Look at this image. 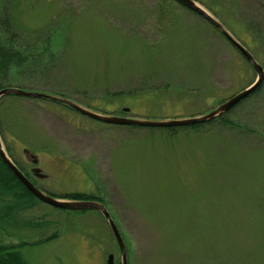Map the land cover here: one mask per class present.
I'll return each mask as SVG.
<instances>
[{"label":"rangeland","instance_id":"1","mask_svg":"<svg viewBox=\"0 0 264 264\" xmlns=\"http://www.w3.org/2000/svg\"><path fill=\"white\" fill-rule=\"evenodd\" d=\"M158 1L0 0V17L26 33L45 39L53 26L48 55L33 56L11 85L165 120L208 113L255 82L252 64L212 24L176 0L160 12ZM196 1L264 67V0ZM259 88L226 113L236 126L219 120L178 134L10 94L0 99V135L49 195L85 192L104 203L129 264H264ZM34 202L0 229L6 243L29 242L20 248L28 264H108L111 254L122 264L100 211Z\"/></svg>","mask_w":264,"mask_h":264},{"label":"trees","instance_id":"2","mask_svg":"<svg viewBox=\"0 0 264 264\" xmlns=\"http://www.w3.org/2000/svg\"><path fill=\"white\" fill-rule=\"evenodd\" d=\"M178 3L183 5L180 2ZM164 4H168L166 0H159L157 2L159 8V5L162 6L160 9L158 8L160 12L164 11ZM51 28H53V26L48 27V36L43 39L39 36L40 33L43 34L42 30H40V32L33 31L31 33L28 31L26 33L23 29L18 28L15 20H13L9 15L4 16V18L0 17V90L4 87L12 86V78L14 76H18V74L24 70L25 66L29 63L33 56L48 55V48L51 45L49 40L52 33ZM31 36L33 38L39 36L36 39L38 41L35 42L31 40L28 42L30 40L28 37ZM252 94H254V92ZM252 94L245 99H248ZM60 95L65 97L64 94ZM239 104L240 102L238 105ZM219 120L230 126L235 125V122L230 120L226 113H224L204 123L187 126L150 128L154 130L166 131L169 134H178L179 131L198 130L206 124L208 125ZM131 126L142 128V126L130 125V127ZM63 197L72 200H89L94 199L95 196L85 192H71L65 194ZM38 200L39 199L27 189L22 181L18 179L0 154V229L4 227L5 224L18 223V219L16 217L17 213L20 210L34 206V201ZM52 237L54 236H49L46 239H50ZM27 244H29V242L24 240L20 241L18 244H10L0 240V264H28L27 260L23 257L20 251V248Z\"/></svg>","mask_w":264,"mask_h":264},{"label":"water","instance_id":"3","mask_svg":"<svg viewBox=\"0 0 264 264\" xmlns=\"http://www.w3.org/2000/svg\"><path fill=\"white\" fill-rule=\"evenodd\" d=\"M190 10L194 11L202 18L207 20L210 24H212L216 29H218L239 51L240 53L252 64L254 70L257 73V79L250 86L245 88L244 90L236 93L226 101L222 102L215 109L209 111L208 113L186 117V118H170L165 120H155V119H147V118H137L130 116H119L115 114H106L94 111L88 107H85L71 99L60 97L52 94H48L46 92H40L35 90H27L20 87L15 86H7L0 90V99L6 95H17L23 97H32V98H46L54 101H58L68 105L69 107L79 111L80 113L89 116L93 119L110 123L116 125H135V126H143V127H173V126H187L192 124L204 123L209 120H212L224 113H227L232 108H234L239 102L244 100L250 94L255 92L264 82V67L256 60L254 55L249 51V49L243 45L240 41H238L227 29L226 27L206 8H204L200 3L196 0H177ZM0 154L5 161V163L11 168L14 174L18 177L20 181L27 187V189L33 193L39 200L51 204L55 207L69 209V210H87V209H96L100 211L106 220L108 221L112 233L117 241L122 264L128 263V252L126 248L125 241L123 236L113 219L111 213L109 212L106 205L100 201L96 200H72V199H62L56 198L52 195H49L45 191H43L39 186L33 183L32 180L20 169V167L16 164V162L8 155L3 141L0 135ZM37 160H35L36 162ZM108 264H114V255H109Z\"/></svg>","mask_w":264,"mask_h":264},{"label":"flooded vegetation","instance_id":"4","mask_svg":"<svg viewBox=\"0 0 264 264\" xmlns=\"http://www.w3.org/2000/svg\"><path fill=\"white\" fill-rule=\"evenodd\" d=\"M24 173L30 178V180L33 181L34 184H36V185L38 184L37 181L34 180V178H31V176L27 174V172L24 171ZM37 186H38V185H37Z\"/></svg>","mask_w":264,"mask_h":264}]
</instances>
